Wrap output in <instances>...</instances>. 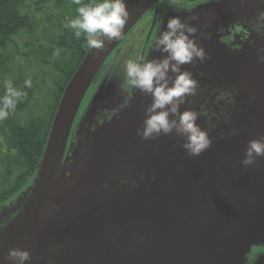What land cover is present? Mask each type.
<instances>
[{
  "label": "water",
  "instance_id": "obj_1",
  "mask_svg": "<svg viewBox=\"0 0 264 264\" xmlns=\"http://www.w3.org/2000/svg\"><path fill=\"white\" fill-rule=\"evenodd\" d=\"M165 2L126 0L130 19L120 38L105 51L87 50L64 89L32 181L0 206V264H11V248L30 252L26 264H242L251 247L264 245V157L253 166L240 163L248 141L264 134V37H244V4H173L191 24L202 10L205 17L223 12L211 34L197 38L208 41L210 59L202 65L210 70L194 77L200 86L180 106L200 112L197 123L210 129L213 143L201 155L188 156L175 132L143 140L136 130L151 96L130 87L124 98L115 93L125 86L126 60L158 59L155 48L139 57L133 46H121L154 10L148 40ZM217 64L226 70L214 72Z\"/></svg>",
  "mask_w": 264,
  "mask_h": 264
},
{
  "label": "trees",
  "instance_id": "obj_2",
  "mask_svg": "<svg viewBox=\"0 0 264 264\" xmlns=\"http://www.w3.org/2000/svg\"><path fill=\"white\" fill-rule=\"evenodd\" d=\"M93 2L100 0H81ZM77 7L73 0H0V97L5 79L27 93L0 121V206L34 177L64 89L89 49L83 35L76 39L65 27ZM149 16L147 33L153 10ZM28 78L31 88L24 87Z\"/></svg>",
  "mask_w": 264,
  "mask_h": 264
},
{
  "label": "clouds",
  "instance_id": "obj_3",
  "mask_svg": "<svg viewBox=\"0 0 264 264\" xmlns=\"http://www.w3.org/2000/svg\"><path fill=\"white\" fill-rule=\"evenodd\" d=\"M73 3L78 5L77 15L69 19L65 27L73 30L76 39L83 35L86 46L98 52L105 51L108 43L120 38L130 19L126 0H100L89 4L73 0ZM240 3L244 4L245 0H240ZM252 30L264 37V10H258ZM197 31V27L186 19L170 17L166 28L154 40L155 49L167 55L163 59H128L124 64L125 86L152 98V103L145 109L142 127L136 130L137 135L143 140H150L175 132L183 139L181 147L188 156L201 155L213 143L210 129L202 128L197 123L200 112L192 108L180 111V106L195 95L200 86L193 73L182 70V66L197 62L203 64L210 59L204 47L197 42ZM59 51L57 49L54 55H59ZM258 53V63H264V47H260ZM3 87L0 121L6 120L27 96L25 91L14 86L11 79H5ZM24 87H32L31 78L24 80ZM232 134L238 133L234 131ZM259 157H264V134L248 141L244 159L240 163L246 167L253 166ZM5 259L11 264H26L32 257L27 249L11 248Z\"/></svg>",
  "mask_w": 264,
  "mask_h": 264
},
{
  "label": "rangeland",
  "instance_id": "obj_4",
  "mask_svg": "<svg viewBox=\"0 0 264 264\" xmlns=\"http://www.w3.org/2000/svg\"><path fill=\"white\" fill-rule=\"evenodd\" d=\"M215 2H216V0H203V1L198 2L197 4L191 5V7H196V9H197L198 6L201 7V6L206 5V4H214ZM173 4H176L175 6H178V7L182 6L180 9H183L186 6L189 7L188 5L184 4L183 2H179V1H173L171 4H169L167 6V8L163 11V13H160L157 16L154 31L148 40H147V35H145V34L143 35V33L141 32L145 28L147 30V22L146 21H148L150 19V16L148 18H146L147 16H145V18H143L139 22V24L133 29V32L129 35L127 42L124 43L121 47L124 48L125 46L126 47L133 46L135 50H138V52H137L138 55H139V52L141 53L139 55V57H141L142 52L144 55H146L147 51H149L148 49L151 48V50H152V48H155L154 47V40L159 35V33L161 31V27L167 23L168 18L173 17V16H179L181 18V20H183V14L186 13L185 10L181 11L178 8H174ZM218 8H219V6H218ZM221 9L226 10V9H223L220 7L219 10H221ZM222 15H223L222 11L214 13L212 10V11H208V15L206 16L208 18H206L203 10L200 11L198 17L201 19H196L198 21L193 22L192 24L190 23L191 25L196 26L198 29L197 33L195 34L196 38H202L203 35H210L211 30L213 31V29L218 25V23H220L219 20H220V17ZM153 17H154V14H153ZM144 20H146V21H144ZM187 21L191 22L188 19H187ZM222 24L228 25L229 23L227 22V20H225L222 22ZM227 27L231 28L232 25L229 24ZM234 30L238 31V29L236 27ZM199 43L204 47L205 50H210L209 49L210 46L207 45L208 41L202 39V40H200ZM213 49H216V48L214 47ZM157 53L159 54L158 59H160V57H162V59H163V57L167 55V53H163L161 51H157ZM211 64H212V62L210 63V65ZM189 66H190V69H188V70L191 71L193 73L194 77H197L198 79L201 77L202 72H204L206 70H210L208 67L203 66L202 64H200V66H199L198 62L195 63L194 65L189 64ZM213 67H216V66H213ZM219 70H226V69L217 64V67L214 70V72L219 71ZM93 90H94L93 88H91L89 90L87 96L85 97V99H84V101L80 107L79 114H81L83 112V110L85 109ZM127 90H128L127 87L122 86L120 89L116 90L115 93L121 99V98H124V94H125V92H127ZM31 181H32V179L30 180V182ZM30 182L27 184V186L30 184ZM27 186H25L21 190V192H19L16 196H14L10 201H14L15 199H17L16 197L19 196L22 193V191L26 190ZM256 248H258V247L253 246L250 248L249 252L246 254L245 258L243 259L242 264H246V261L249 258L257 260V261L253 260V262L255 264H264V252L259 253V250H257ZM247 263L250 264V262H247Z\"/></svg>",
  "mask_w": 264,
  "mask_h": 264
},
{
  "label": "flooded vegetation",
  "instance_id": "obj_5",
  "mask_svg": "<svg viewBox=\"0 0 264 264\" xmlns=\"http://www.w3.org/2000/svg\"><path fill=\"white\" fill-rule=\"evenodd\" d=\"M173 1H179V2H183L184 4L188 5L189 7H191V5L197 4L200 1L203 0H166V2L161 5L159 8V13H163V11L167 8V6L169 4H171ZM244 6L248 9L247 12H245L246 14V18L242 19V24L244 26V28L246 29L245 33H243L244 37L246 38L248 34L255 33L257 34L255 31L252 30V24L254 23L255 17L257 16L258 10H264V0H245ZM157 15V16H158ZM241 21V20H240ZM240 30V29H239ZM239 33V31H236ZM258 248H256L257 250H259V253L264 252V245H259L257 246ZM252 258H249L246 261V264H249L247 262H250V264H255L253 262ZM257 261V260H255Z\"/></svg>",
  "mask_w": 264,
  "mask_h": 264
}]
</instances>
